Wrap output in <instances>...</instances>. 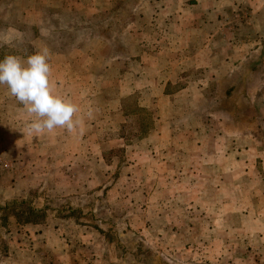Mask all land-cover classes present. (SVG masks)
Masks as SVG:
<instances>
[{
	"label": "rangeland",
	"instance_id": "obj_1",
	"mask_svg": "<svg viewBox=\"0 0 264 264\" xmlns=\"http://www.w3.org/2000/svg\"><path fill=\"white\" fill-rule=\"evenodd\" d=\"M44 47L84 131L0 85V264H264V0H0Z\"/></svg>",
	"mask_w": 264,
	"mask_h": 264
},
{
	"label": "clouds",
	"instance_id": "obj_2",
	"mask_svg": "<svg viewBox=\"0 0 264 264\" xmlns=\"http://www.w3.org/2000/svg\"><path fill=\"white\" fill-rule=\"evenodd\" d=\"M50 51L44 47L21 59L7 55L0 60V85H6L10 94L25 108L28 132L34 137L56 129L83 134L82 118L77 116L79 105L70 97L57 94L51 81Z\"/></svg>",
	"mask_w": 264,
	"mask_h": 264
},
{
	"label": "crops",
	"instance_id": "obj_3",
	"mask_svg": "<svg viewBox=\"0 0 264 264\" xmlns=\"http://www.w3.org/2000/svg\"><path fill=\"white\" fill-rule=\"evenodd\" d=\"M253 145V144H252ZM262 169H263V172H264V167H262ZM261 186H259V188H260ZM258 191L256 190L255 192H254V194L255 193H257ZM62 264H66V261H62ZM72 264H79L78 262H76V261H73V263Z\"/></svg>",
	"mask_w": 264,
	"mask_h": 264
}]
</instances>
